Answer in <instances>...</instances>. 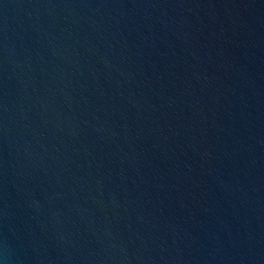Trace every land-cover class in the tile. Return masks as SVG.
<instances>
[{
	"label": "water",
	"instance_id": "95a60500",
	"mask_svg": "<svg viewBox=\"0 0 264 264\" xmlns=\"http://www.w3.org/2000/svg\"><path fill=\"white\" fill-rule=\"evenodd\" d=\"M0 264H264V0H0Z\"/></svg>",
	"mask_w": 264,
	"mask_h": 264
}]
</instances>
